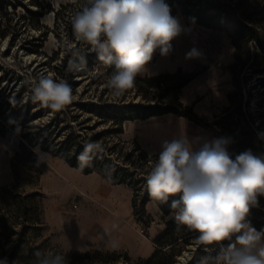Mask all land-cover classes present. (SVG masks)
<instances>
[{"label":"rangeland","instance_id":"obj_1","mask_svg":"<svg viewBox=\"0 0 264 264\" xmlns=\"http://www.w3.org/2000/svg\"><path fill=\"white\" fill-rule=\"evenodd\" d=\"M215 1L227 6L242 0ZM84 4L85 0H0V103H5L0 109L3 112L0 113V252L7 250L16 236L9 234L11 226L6 227L3 223L9 222L16 231L22 228L19 220L13 223L15 203L19 201L23 204L22 198L15 197L16 193L24 197L37 190L41 195L36 199L40 201L42 217L47 225L43 238L48 239V252L62 255L74 252L92 254L90 257L70 258V262L78 264L88 259L93 264L100 259L98 253L107 252L115 253L110 257L115 260L114 264H141V259L150 257L156 250L155 237L165 226L166 218L158 205L148 201L143 209L140 205L136 208L131 186L113 183L98 172L85 174L52 151L30 146L24 138L25 133L37 131L56 114V111L34 103L30 98L31 86L40 75H51L57 81L66 80L73 89L74 100L63 109L66 112L61 117L66 120L60 126L67 120L75 123L87 117L91 118L86 121V126L96 122V116L76 106L75 103L81 99L119 98L113 96L107 86L112 72H108L103 63L79 72L66 71L72 50L79 49L87 53L91 48L75 40L71 27V19ZM239 14L242 15V11ZM175 18L183 30L171 42L172 51L167 56H161L157 49L146 70L139 75H152L181 66L186 71L190 68H205L202 71L204 78L211 80L219 79L230 71L239 74L245 99L250 94L252 97L258 96L256 88L249 85L250 79H246L248 72L228 66L233 60L235 47L226 29L194 24L181 13ZM250 45H255V42L251 41ZM193 48L201 55L198 58H186ZM258 61L264 66L263 59ZM133 94L129 93L127 97L135 101L140 99ZM182 100L187 105L191 102L193 107L195 101L202 100V112L204 107L210 108L212 104L215 110H221L228 104L220 95L214 98L217 102L211 104L209 92L205 90L197 95L193 92L190 96L185 94ZM29 105L31 112L28 110ZM258 106L255 110L262 109L261 104ZM40 109V115L28 120L31 113ZM15 113L16 117L13 118ZM213 113L209 116L197 113L198 121L165 114L144 121L126 122L124 133L121 134L126 143L124 150L139 145L149 155L157 154L163 141H171L181 135L187 136L194 148L199 147L205 141L220 138ZM74 114H80L78 120L74 121ZM107 126L101 123L96 129ZM59 128H52L53 138ZM37 147L48 154L46 163H40L39 166L35 162L37 155L34 150ZM113 225L116 227L113 228ZM200 244L195 237L163 258L172 260L169 264H200L203 258L195 261ZM208 264H213V261L209 259Z\"/></svg>","mask_w":264,"mask_h":264},{"label":"trees","instance_id":"obj_2","mask_svg":"<svg viewBox=\"0 0 264 264\" xmlns=\"http://www.w3.org/2000/svg\"><path fill=\"white\" fill-rule=\"evenodd\" d=\"M165 3L169 5L173 17L181 13L194 24L212 29H226L235 47V63L231 65V68L239 67L240 72L246 70L248 72H245L246 79H250L249 82L255 74L264 73V66L258 61L260 58L264 60V0H242L238 4L227 6L215 0H165ZM239 11H242V15ZM251 41H254L255 45H250ZM158 52L160 53L159 49ZM81 53L87 61L85 68L102 63L97 59L92 48H89L87 53L83 51ZM204 69L195 68L192 71H184L179 68L175 72L138 75L135 87L117 99L99 97L97 100L81 99L75 103L82 111H88L92 113V116H96V122L92 126L85 125L91 117L75 123L67 120L60 126V123L66 120L61 117L65 110H61L56 112L49 123L39 127L37 131L25 133V142L33 147L40 146L43 150L52 151L85 174L98 172L113 183L131 186L134 190V206L137 208L140 205L143 209L148 201L154 200L147 192L146 175L159 153L149 155L139 145L124 150L126 143L121 138V134L124 133L125 123L143 121L170 113L198 121L199 117L194 107L186 105L181 99V94L183 88ZM107 71L113 73L114 68L107 66ZM233 75L234 90L228 94V105L219 115H216L214 125L220 130V138H226L229 141L227 151L233 159L246 150H251L255 155L264 156V110H255L256 107L251 104L254 98L251 94L245 99L238 79L239 74L234 72ZM132 92H134L133 96H139L140 99L135 101L131 97L128 98L127 95ZM4 104V102L0 103V109ZM28 110L31 112L30 105ZM0 113L3 114V112ZM40 113L41 109L34 114L31 113L28 120L34 119ZM79 116L80 114L72 115L74 121L78 120ZM15 117L16 113L13 115V118ZM101 123H106L108 126L96 129ZM56 126L60 128L53 138L52 128ZM59 136L61 137L58 138ZM85 142H99L104 151L92 160L90 166L81 169L77 156L83 150ZM35 159H37L36 156ZM30 180L28 179V182H31ZM40 195L41 193L37 190L27 193L24 197L20 193L15 195L16 198L23 199V204L19 201L15 203L13 223L20 221L22 228L16 231L12 229V224L9 222L3 223L6 227L11 226L9 234L16 235L11 241V246L0 252V259L7 258L8 264H30L35 252H48L46 249L48 239L43 238L47 225L42 217L40 201L36 199ZM172 199H179V195L170 197L167 204L154 200L166 218L165 226L155 237L156 250L150 257L141 259V264H169L172 260L164 259V256L176 252L183 243H190L198 236V233L177 224L174 219V210L170 208ZM247 220L258 231L264 230V196H258V204L250 208ZM228 243L229 241L211 245L201 243L195 261L200 257H215L221 247H226ZM97 255L100 259L95 260L93 264L116 263L110 258L115 253L107 252ZM74 256L90 257L92 254L89 252L64 254L67 264H78L69 261ZM89 262L88 259L81 264H90Z\"/></svg>","mask_w":264,"mask_h":264},{"label":"clouds","instance_id":"obj_3","mask_svg":"<svg viewBox=\"0 0 264 264\" xmlns=\"http://www.w3.org/2000/svg\"><path fill=\"white\" fill-rule=\"evenodd\" d=\"M76 41L95 51L97 59L114 68L107 86L115 97L135 87L137 76L146 70L159 49L161 56L172 51V41L182 27L171 15L165 0H85L71 19ZM193 48L186 58H198ZM87 64L79 49H74L66 71L79 72ZM31 100L53 111H61L74 100L66 80L40 75L31 86ZM226 138L205 141L194 148L187 136L165 140L151 170L146 175L147 192L161 203H169L178 225L198 233L196 240L205 245L220 244L215 257L200 264H264V230L253 227L247 216L264 196V156L246 150L233 159ZM37 166L46 163L47 153L37 147ZM104 151L99 142H85L77 156L81 169ZM116 225H113L115 228ZM30 264H67L64 255L37 251ZM0 264H8L7 258Z\"/></svg>","mask_w":264,"mask_h":264},{"label":"crops","instance_id":"obj_4","mask_svg":"<svg viewBox=\"0 0 264 264\" xmlns=\"http://www.w3.org/2000/svg\"><path fill=\"white\" fill-rule=\"evenodd\" d=\"M234 47V45H233ZM235 53V49L233 51ZM234 53H233V60L231 62L228 63V66H231L235 61V57H234ZM179 68H182L181 66H175L172 69L166 70V71H159L153 74H157V73H161V72H175L177 71ZM183 69V68H182ZM184 70V69H183ZM186 71V70H184ZM188 71H192V69H188ZM204 73L202 72L201 74H199L194 80H192L188 85H186L183 88L182 94H181V99L183 98V95H188L190 96V94L193 92L195 95H197L198 93H201L202 91H207L209 92V96H210V102L212 104V102H217L216 100H214V98H217L218 95L222 96L224 98V100L228 102V94L234 90V76L233 74L229 71L227 72L226 75H224L223 77H220L219 79L217 78H213L211 80H207L206 78H204ZM204 82L203 85H201L200 83ZM187 90H188V94H187ZM186 91V93H185ZM183 101V100H182ZM184 102V101H183ZM201 101H195L194 104V110L195 112H197L198 114H203L205 116H209V114L214 115L213 112H215V120H216V115H219L222 110L228 105H224L221 110H215V108L213 109V104L210 108H208V106L204 109V111H201ZM187 105V103H185ZM190 106L192 105L191 102L188 103ZM217 111V112H216ZM172 114V113H170ZM179 117H183V116H179ZM183 118H187V117H183ZM148 120V119H147ZM142 121V120H141ZM144 121V120H143ZM92 174V173H90ZM152 204H156V202L154 200L149 201V203Z\"/></svg>","mask_w":264,"mask_h":264},{"label":"water","instance_id":"obj_5","mask_svg":"<svg viewBox=\"0 0 264 264\" xmlns=\"http://www.w3.org/2000/svg\"><path fill=\"white\" fill-rule=\"evenodd\" d=\"M252 81L264 97V73L255 74L252 78Z\"/></svg>","mask_w":264,"mask_h":264},{"label":"built area","instance_id":"obj_6","mask_svg":"<svg viewBox=\"0 0 264 264\" xmlns=\"http://www.w3.org/2000/svg\"><path fill=\"white\" fill-rule=\"evenodd\" d=\"M250 86H252V87H255L256 88V91H257V94H258V96H256V97H254L253 98V101H252V106L253 107H257L259 104H261L262 105V109L264 110V97H263V95L260 93V91L258 90V88L253 84V81L251 80L250 81V84H249Z\"/></svg>","mask_w":264,"mask_h":264}]
</instances>
